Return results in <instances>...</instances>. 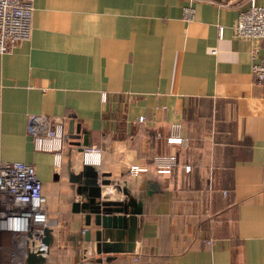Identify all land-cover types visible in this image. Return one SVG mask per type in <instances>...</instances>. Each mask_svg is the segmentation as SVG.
Segmentation results:
<instances>
[{
	"label": "crops",
	"instance_id": "obj_1",
	"mask_svg": "<svg viewBox=\"0 0 264 264\" xmlns=\"http://www.w3.org/2000/svg\"><path fill=\"white\" fill-rule=\"evenodd\" d=\"M32 5L29 39L0 54V160L33 165L41 183L51 237L41 264H264V85L249 71L264 39L231 29L247 0ZM28 114L61 120L57 168L33 149ZM170 135L185 141L167 144ZM84 148L98 163L83 160ZM168 154L176 165L156 172L154 157ZM84 170L109 181L102 201H127L134 214L121 241L129 250L109 259L95 252L92 221L70 210L71 179ZM0 245L9 264L7 232Z\"/></svg>",
	"mask_w": 264,
	"mask_h": 264
},
{
	"label": "built area",
	"instance_id": "obj_2",
	"mask_svg": "<svg viewBox=\"0 0 264 264\" xmlns=\"http://www.w3.org/2000/svg\"><path fill=\"white\" fill-rule=\"evenodd\" d=\"M32 10V0H0V54L9 52L29 39ZM192 16L193 8L189 2L181 8V18L189 20ZM231 29L235 38L253 41L264 39V7L257 5L254 0H247L246 7L237 12ZM217 30L219 35L220 27ZM249 57L253 81L264 85V54L258 55L252 47ZM137 121H142V117H138ZM25 131L34 150L51 152L52 165L57 168L64 136L61 120L28 114ZM184 141L173 135L165 138L167 144H183ZM82 156L84 161L98 163V151L94 148H84ZM153 163L156 172L168 174L176 165V157L173 154L155 156ZM182 169L187 172L189 166L185 165ZM129 171L135 175L138 168L131 166ZM46 220L41 183L36 177L34 166L21 161L0 160V232L10 235L9 264H25V257L30 251L39 255L45 253L47 247L39 238Z\"/></svg>",
	"mask_w": 264,
	"mask_h": 264
},
{
	"label": "water",
	"instance_id": "obj_3",
	"mask_svg": "<svg viewBox=\"0 0 264 264\" xmlns=\"http://www.w3.org/2000/svg\"><path fill=\"white\" fill-rule=\"evenodd\" d=\"M71 127L72 122L69 120L67 133L73 138ZM99 177L95 170H84L72 177L71 181L75 183V194L78 198L71 203L70 210L72 213L82 214L84 225L92 221L96 227L93 232L95 252L106 255V259H109L111 254L129 250L131 243L126 242L123 247L121 241L122 238H131L133 235L134 214L127 201H102L101 187L108 185L109 181ZM83 234H88V231L83 230ZM105 239H109V242H105ZM50 240V228L44 226L39 241L47 247ZM42 261L43 256L33 251L28 252L25 257V264H41Z\"/></svg>",
	"mask_w": 264,
	"mask_h": 264
},
{
	"label": "bare ground",
	"instance_id": "obj_4",
	"mask_svg": "<svg viewBox=\"0 0 264 264\" xmlns=\"http://www.w3.org/2000/svg\"><path fill=\"white\" fill-rule=\"evenodd\" d=\"M86 160H88V159H86Z\"/></svg>",
	"mask_w": 264,
	"mask_h": 264
}]
</instances>
